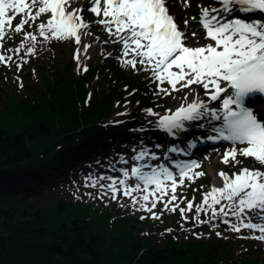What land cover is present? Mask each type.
<instances>
[{
    "label": "snow or ice",
    "instance_id": "6c2138e0",
    "mask_svg": "<svg viewBox=\"0 0 264 264\" xmlns=\"http://www.w3.org/2000/svg\"><path fill=\"white\" fill-rule=\"evenodd\" d=\"M86 2L89 4L87 11L99 18L96 21L85 20V0H0V48L6 35L5 26L13 19L8 15L9 10L24 13L33 21L47 14L46 22L38 25L39 35L58 41L74 39L77 45L82 43L83 37L92 34L89 29L93 23L103 26L110 36L116 37L112 42L122 45V56L131 54L130 59L121 61L122 64L133 69L138 64L144 66L143 70L150 71L160 85L167 83L173 91L188 90L174 111L169 109L161 115L152 109L145 110L158 117L154 125L157 130L169 137L185 140V147L171 146L168 152L191 155L198 142L227 141L231 147L223 153L222 163L243 165L244 161L239 157L252 158V166H241L231 174L220 171L218 176L222 186H213L205 193L203 205L207 208L197 205L196 211L211 209L213 219L231 215L238 223L228 220L224 223H231L232 231L252 230V235L243 238L264 242V109L256 110L249 106L258 102V96L264 97V0H213V4L208 6L197 4L199 20L196 16H176L170 11L177 4L182 9L190 8V0ZM33 9L37 10L34 15ZM190 20L196 21L200 25L198 31L205 33L204 45H193V39L196 38L198 43L199 37L198 31L189 30ZM28 23L29 19L20 20L15 32H21ZM27 35L36 40L31 32ZM28 52L34 53V46L28 48ZM79 53L80 49H77L78 61ZM5 59L0 55V61ZM194 86H199L200 91ZM160 91L171 94L166 87H161ZM189 96L193 99L189 100ZM190 127L203 130L204 135L192 139L181 137V133L188 132ZM155 147L161 148L162 145L156 144ZM147 156L158 159L146 146L141 147L133 159L140 161ZM200 167L201 163L193 159L177 163L178 174L163 165L152 168L150 172H144V165H138L131 169V174L143 181L145 188L155 186L153 191L143 195V201H149L150 196L159 200L170 195V203L177 199V187L184 185L185 179L206 175L203 171H194ZM122 171L125 179H121L119 184L125 185L123 195L141 190L139 184L130 187L129 172ZM89 179L93 187L101 180H111L107 188L113 193L112 198H116L117 182L111 177ZM156 202H152L151 208L143 204L141 207L151 212ZM192 208L193 204L188 202L187 210ZM180 212L183 215L185 209L181 208ZM197 223L209 221H202L197 216ZM255 232L260 234L255 235Z\"/></svg>",
    "mask_w": 264,
    "mask_h": 264
},
{
    "label": "trees",
    "instance_id": "16d2710c",
    "mask_svg": "<svg viewBox=\"0 0 264 264\" xmlns=\"http://www.w3.org/2000/svg\"><path fill=\"white\" fill-rule=\"evenodd\" d=\"M56 53L53 65L40 69V86L24 84L40 92L35 102L6 88L0 73L7 92L0 113V264H262L255 246L250 257L221 238L159 243V229L140 233L146 219L125 217L121 207L94 210L51 190L74 164L131 139L126 125L108 124L116 107L129 100L133 117L152 105L133 69L117 61L107 69L99 59L70 76L65 55ZM189 196L201 201V187Z\"/></svg>",
    "mask_w": 264,
    "mask_h": 264
},
{
    "label": "rangeland",
    "instance_id": "374dc122",
    "mask_svg": "<svg viewBox=\"0 0 264 264\" xmlns=\"http://www.w3.org/2000/svg\"><path fill=\"white\" fill-rule=\"evenodd\" d=\"M190 4L191 7L188 9H182L177 4L175 9L171 10L176 14V16H196L197 20H199L198 10L196 11V5L203 4L204 6H208L213 3L202 0H190ZM88 7L89 4L85 0V11L83 12L85 20L96 21L97 19H99L95 16V14L87 11ZM35 11L37 10L33 9V15L35 14ZM48 18L49 17L47 14H43L33 21L24 13L18 14L14 22H11L10 24H7L5 26L6 35L2 41L3 46L2 48H0V55H3L6 58L5 60L0 61V73H4L5 75L4 81L6 82V88H9L11 91L15 92L17 90V92L21 96L27 98L28 100H31L32 102L40 99L41 94L39 91H33L29 87L24 86V84L27 82V79H29L30 81L27 85L32 84L36 87L40 86L43 83V80L41 79L39 74L40 69L43 65H53L54 59L56 60L55 54H57V51H62V55H65L66 59H64V62L66 66L64 70L67 74H70V76H73L70 71H72L73 73H75V71L76 73L80 72L81 75L85 74V69H87L88 63H93L99 59L105 62L108 67L107 69H113L112 63L115 60L121 62L122 60L131 58V54L128 57H123L121 52L122 46H120L118 43L112 42L116 39V37L110 36L109 33L103 29V26L95 23H93L89 29L92 34L83 37L82 43L80 45H77L74 39H70L67 41H58L54 38L47 39L45 38V36L39 35L38 25L41 22H46ZM23 19H29V23L25 25L24 29H22L21 32H15L14 29L16 24ZM180 22L182 23V21ZM28 32H31L34 36H36V40H32L30 37H28ZM9 37L13 40L11 41L12 44L8 45L7 38ZM97 37L99 39H97ZM198 37V43L197 39L194 38L192 41L193 45H204L206 43L204 39V32L198 31ZM33 46L35 48V52H28V48ZM86 46L88 47L85 51ZM15 49H19V51H13ZM77 49H80L79 61L76 59ZM73 63L74 66L72 65ZM143 69L144 66L138 64L135 72L139 77H141L143 87L146 90L149 88L153 89L151 93L152 105H144V108L140 110L139 115L137 114V116L132 117L131 115L136 111L133 103L127 100V102H125L123 106L119 107L117 104L120 101L116 102L114 107H118L115 108V111L109 118L108 124H126L129 122L132 123L130 124V127H134L136 129L142 126H144V128H147L146 125H148L152 127L151 130L145 132L149 137L151 134L155 133L153 132V128L155 127V121L158 119V117L149 115L145 110L152 109L154 112H157L161 115L166 114L169 109H172L174 111L179 106V104L182 103L181 98L184 95H187L188 90L181 89L180 91H173L170 89V85H168L167 83H165L164 85H160L159 81L155 80L150 71H145ZM49 81L53 82V79ZM49 81L44 80V83H49ZM92 85L93 84L89 83V87H92ZM16 86L18 89L16 88ZM161 87L169 88L171 94L161 92ZM3 92L5 91L0 88V113L3 112V105L6 101L4 99ZM188 98L190 100L192 96H189ZM129 114L131 117H128ZM122 142H119L121 148L115 149L116 151L109 149L108 152H99V154L90 161L83 160L80 163L74 164L68 170V172L70 173L69 176L64 181L60 182L58 186L51 188V190L59 192L61 196H63L66 200H69V202H82L83 204L85 203L89 205L94 204V210L100 207L104 208L105 210L121 207L122 213L125 217H135L138 220L146 219L145 222H141L139 224V226L142 227L140 233L145 235V233L151 230L155 231L156 229H159L161 231L159 236H157V241L159 243H168L171 238L175 239L176 241H180L182 239L204 240L209 238L211 240H215L221 238L224 241L231 240L233 242H237V244L241 245V249H239V252H241V254L248 252L250 257L254 256L255 254L253 250L255 246L254 249L259 255L258 259L264 261V242L257 239L243 238L252 235V230L241 229L240 232L232 231L231 223H238V221H236V218L232 217L231 215L225 216L223 218L213 219L211 209L197 213V205H201L202 207L207 208V205H203L204 197L202 196V201L195 202L194 200H191L186 196L187 193L191 192V190L187 188L196 187L197 185L201 186L202 183L204 184V186H206V188H208V190H205L204 193H201L205 195V193L211 190L215 183L212 175L213 172L210 169L211 165L215 167L214 170L217 172V175L220 171H225L231 174L238 171L241 166H252V158L245 159L243 157H239V159H242L244 161L243 165H226L222 163V156L225 150L231 147V144L221 146L214 150L213 153L207 155L203 160L202 166L199 171L205 172L206 175L201 177H194L193 179H185V184L177 187L176 200H173L169 203L170 195H165L162 199L159 200H157L156 196H150L149 201L145 202L143 201V195L153 191L155 189V186L151 185L145 188L143 181H140L139 179L134 180L133 175L131 174L132 164L126 165L125 167V169L129 172V176L127 179L128 181L131 180V182H128V185L134 188L136 184H139L141 190L132 191L128 196L123 195L125 185L119 184V181L121 179H125L123 172H119L113 175L111 174L108 176L106 175V170H108L107 168H114L113 165L118 162L117 158L121 157L119 156V154L122 153L124 148ZM126 142L127 141H125V143ZM131 143L135 145L133 148H136L138 146L135 140L130 141V143L126 144L128 145ZM106 153L108 154L105 155ZM126 154V159L130 160L131 154H129V152H127ZM103 160H106V164L103 163ZM98 162L100 164H104V166L101 165L103 170H99L101 168L97 166L99 164ZM90 166L93 168H90ZM101 176L111 177L112 180H115L117 182L116 186L118 191L115 194V199L112 198L113 193L111 192V190L107 188V185L112 182L111 180L104 179L101 180L95 187L92 186V181L89 179V177L98 179ZM101 185H104L105 187L101 188ZM154 200L157 201L156 207L152 208L151 212L147 211L146 208L141 207V205L143 204L146 205L147 208H151L152 202ZM188 202H191L193 204V208L190 211L187 210ZM165 204H167V207H165ZM216 207L219 208L220 205H217ZM173 208H175L176 210L172 211L171 209ZM181 208L185 209L183 215L180 212ZM154 214L156 218H154ZM197 216H199L200 220L209 221V223H197ZM224 220H228L231 223L226 224L224 223ZM253 222L258 221L254 220ZM175 227L178 228L175 230ZM217 233H220L221 235L218 236ZM254 234L259 235L260 233L255 232ZM246 246H251V248H248ZM262 264H264V262Z\"/></svg>",
    "mask_w": 264,
    "mask_h": 264
},
{
    "label": "bare ground",
    "instance_id": "6f19581e",
    "mask_svg": "<svg viewBox=\"0 0 264 264\" xmlns=\"http://www.w3.org/2000/svg\"><path fill=\"white\" fill-rule=\"evenodd\" d=\"M190 17H192V16H189V18ZM248 18H251V17L248 16ZM188 27H189L190 31H198L199 28H200L199 25L196 23V21H191V20H190V23H189ZM119 45L122 46L121 44H119ZM194 87L197 88V91H200L199 86H194ZM213 103L216 104L217 102H213ZM146 126H148V125H146ZM148 127H150V126H148ZM150 129H152V127H150ZM214 168L215 167L213 165L210 166V169L213 172L212 175H213V178H214V181H215L214 186H222L221 179L217 175V172L214 170Z\"/></svg>",
    "mask_w": 264,
    "mask_h": 264
}]
</instances>
